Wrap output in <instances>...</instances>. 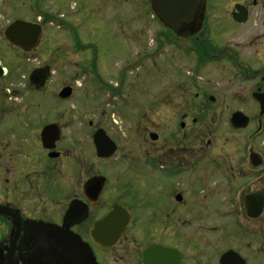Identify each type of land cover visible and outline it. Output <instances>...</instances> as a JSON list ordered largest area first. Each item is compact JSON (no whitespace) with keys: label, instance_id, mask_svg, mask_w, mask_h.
<instances>
[{"label":"flooded vegetation","instance_id":"af4514ba","mask_svg":"<svg viewBox=\"0 0 264 264\" xmlns=\"http://www.w3.org/2000/svg\"><path fill=\"white\" fill-rule=\"evenodd\" d=\"M143 1L161 20L153 0ZM191 7L186 22L161 20L156 32L157 63L165 46L185 61L170 64L187 109L154 132L136 126L134 151L116 164L110 121L68 104L79 79L49 89L51 66L17 74L0 56V264H264V0ZM26 10L30 17L14 22L40 27L32 50L7 42L4 29L18 65L55 20L41 0ZM46 68L49 80L36 90L30 77ZM193 111L224 120L205 121L194 136ZM106 138L116 152L100 157L97 140Z\"/></svg>","mask_w":264,"mask_h":264},{"label":"rangeland","instance_id":"374dc122","mask_svg":"<svg viewBox=\"0 0 264 264\" xmlns=\"http://www.w3.org/2000/svg\"><path fill=\"white\" fill-rule=\"evenodd\" d=\"M34 1L0 0L1 60L12 65L15 73L23 75L39 66H51L54 83L49 89L79 79L75 82V99L68 104L80 106L83 111L80 115L110 121L119 135L121 149L113 163L119 162L126 152L134 151L129 137L136 126L154 132L168 120L181 121L187 105L176 97L174 89L181 90L184 80L177 73V77L173 75L170 62L174 56L178 66L185 61L173 55L170 46H165L159 52L161 58L157 63L156 32L162 30L161 20L149 15V7L143 0H41L44 11L55 20L46 24L42 44L30 56L31 61L18 65L17 51L6 46L4 29L15 19L29 18L26 9ZM62 19L67 23L65 27L60 25ZM70 23L77 27L75 32L81 45L89 48L81 50L76 46L77 41L71 36L74 32L69 31ZM63 27L65 32L61 31ZM108 85L120 90V94L114 95L106 88ZM191 113L194 119L200 120L202 113ZM221 115L210 113L209 117L202 118L193 126L194 136H203V129L209 127L205 121L224 120Z\"/></svg>","mask_w":264,"mask_h":264},{"label":"water","instance_id":"95a60500","mask_svg":"<svg viewBox=\"0 0 264 264\" xmlns=\"http://www.w3.org/2000/svg\"><path fill=\"white\" fill-rule=\"evenodd\" d=\"M197 1L198 0H153V3L159 10L160 18L165 24H180L186 22L192 16L194 9H192L191 5ZM40 32V27L19 20L8 26L5 37L10 44L20 47L25 51H30L38 44ZM49 73L50 71L48 68L34 70L30 77L31 86L36 90L44 89L49 80ZM71 94V89H65L61 93V97L68 98ZM152 139H155L154 135H152ZM97 148L100 157H110L116 152L115 143L108 138H106V142L98 139ZM115 212L111 218H114Z\"/></svg>","mask_w":264,"mask_h":264},{"label":"trees","instance_id":"16d2710c","mask_svg":"<svg viewBox=\"0 0 264 264\" xmlns=\"http://www.w3.org/2000/svg\"><path fill=\"white\" fill-rule=\"evenodd\" d=\"M82 49H86L85 46H81V50H82ZM113 92L115 93V92H117V91L114 90Z\"/></svg>","mask_w":264,"mask_h":264}]
</instances>
